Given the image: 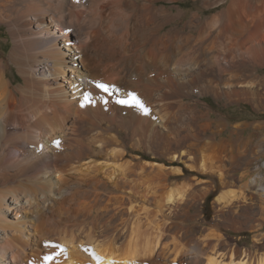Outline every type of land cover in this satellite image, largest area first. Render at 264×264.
I'll return each instance as SVG.
<instances>
[{"label":"bare ground","instance_id":"1","mask_svg":"<svg viewBox=\"0 0 264 264\" xmlns=\"http://www.w3.org/2000/svg\"><path fill=\"white\" fill-rule=\"evenodd\" d=\"M183 1L0 0V264H264L219 232L262 226L264 134L199 105L264 110V0Z\"/></svg>","mask_w":264,"mask_h":264},{"label":"rangeland","instance_id":"2","mask_svg":"<svg viewBox=\"0 0 264 264\" xmlns=\"http://www.w3.org/2000/svg\"><path fill=\"white\" fill-rule=\"evenodd\" d=\"M201 2L202 0H197V1L196 0H184L180 4V8L185 13L184 19L188 18V16L192 12L198 11L200 9ZM7 36L8 35H7L6 27L0 24V59L4 60V63L6 65L7 78L12 82V84H18L20 81V76L18 75L15 67L12 66L8 61V54L10 51L11 43L7 39ZM259 74L264 76V67L261 70H259ZM199 99H200L199 105L202 107L209 108L210 111L212 112V117L215 120H220L222 123L226 124L227 130L223 134V136H228L229 133L233 131L234 125L236 123H242V122H246L250 124V126H248V128H246V131L244 132L245 137H248L251 134H254L255 137L259 135L261 136L262 134H264V127L261 130L255 132V130H253L251 126L252 123H256L258 121L264 122V110L256 111L248 103H233V104L226 106L223 101H216L214 98H211L210 96L199 98ZM263 163H264V156L263 158L261 157L259 159L257 164L261 166ZM253 167L254 165L251 166L252 170H253ZM250 175H253V173ZM261 179H262L261 184L264 185V172L262 173ZM216 194H217V191L212 190L204 202H201L198 205H196L192 210V214H199V217L193 221L186 222L184 225L192 226L194 231H201L203 228L209 227L208 223H210L213 213H214L211 205H212V201L214 197L216 196ZM251 208L253 209V207L246 208L248 209L247 218L249 217V219H245L246 216L245 217L235 216L234 217L235 221L240 222V221L248 220L246 223H249L251 227L253 225H257L256 223H254V220L258 219L259 215H257L258 213L256 210L254 211ZM250 215H251V218H250ZM220 225L221 226L219 228V232L222 234L224 233L223 235L225 239L230 244L237 246L240 249L248 250L252 254L253 257H257L259 255V256H262L264 259V221L262 223L261 228L254 227L252 230L249 228L247 230V227L244 226V228H242V231L241 229L232 230V228L226 223H221ZM169 260H167L166 262L167 264H179L177 261L170 263ZM181 264H186V262L184 261Z\"/></svg>","mask_w":264,"mask_h":264},{"label":"snow or ice","instance_id":"3","mask_svg":"<svg viewBox=\"0 0 264 264\" xmlns=\"http://www.w3.org/2000/svg\"><path fill=\"white\" fill-rule=\"evenodd\" d=\"M96 87L106 93L109 92V87L107 84L105 83H97ZM90 97L88 94L84 95V100L81 103V107H84L86 104L90 103ZM117 104H121V105H129V106H136L141 108L144 111H147V109L143 108V105L141 104L140 100L137 98V96L134 93H129L128 94V98L127 99H117L115 101ZM105 103H107V101H105ZM57 145H59V141L55 142ZM46 259H50V257H46Z\"/></svg>","mask_w":264,"mask_h":264}]
</instances>
